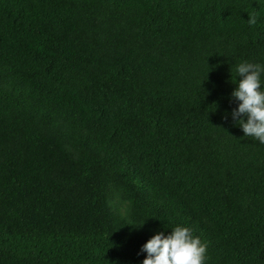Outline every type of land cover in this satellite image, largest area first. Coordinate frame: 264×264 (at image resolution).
Masks as SVG:
<instances>
[{
    "label": "trees",
    "instance_id": "16d2710c",
    "mask_svg": "<svg viewBox=\"0 0 264 264\" xmlns=\"http://www.w3.org/2000/svg\"><path fill=\"white\" fill-rule=\"evenodd\" d=\"M243 62L264 0H0V264H143L176 226L205 264H264Z\"/></svg>",
    "mask_w": 264,
    "mask_h": 264
},
{
    "label": "clouds",
    "instance_id": "9594fccd",
    "mask_svg": "<svg viewBox=\"0 0 264 264\" xmlns=\"http://www.w3.org/2000/svg\"><path fill=\"white\" fill-rule=\"evenodd\" d=\"M249 17V25H255L256 15L249 13ZM235 70L242 79L231 94L233 100L240 102L239 107L233 109L232 118L246 136L264 143V88L261 81L264 66L243 62ZM241 117H245L246 121ZM224 119H227V114ZM206 250L207 245L184 226H176L167 236L163 232L156 234L141 249L147 253L143 264H205Z\"/></svg>",
    "mask_w": 264,
    "mask_h": 264
}]
</instances>
